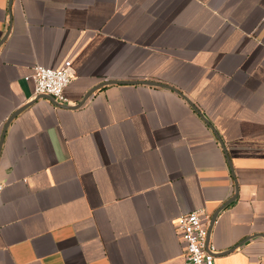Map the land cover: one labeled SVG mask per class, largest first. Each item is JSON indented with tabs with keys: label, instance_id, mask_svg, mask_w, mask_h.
I'll return each instance as SVG.
<instances>
[{
	"label": "crops",
	"instance_id": "obj_1",
	"mask_svg": "<svg viewBox=\"0 0 264 264\" xmlns=\"http://www.w3.org/2000/svg\"><path fill=\"white\" fill-rule=\"evenodd\" d=\"M0 184V264H184L196 210L214 264H258L264 0H0Z\"/></svg>",
	"mask_w": 264,
	"mask_h": 264
},
{
	"label": "built area",
	"instance_id": "obj_2",
	"mask_svg": "<svg viewBox=\"0 0 264 264\" xmlns=\"http://www.w3.org/2000/svg\"><path fill=\"white\" fill-rule=\"evenodd\" d=\"M36 97L45 95L57 105H67L65 89L72 79L70 63L60 68L35 66L30 77ZM26 79V80H27ZM3 185L0 184V196ZM210 217L201 210L184 214L176 219L174 228L183 247L184 264H214V247L209 243ZM264 259L258 264H263Z\"/></svg>",
	"mask_w": 264,
	"mask_h": 264
},
{
	"label": "water",
	"instance_id": "obj_3",
	"mask_svg": "<svg viewBox=\"0 0 264 264\" xmlns=\"http://www.w3.org/2000/svg\"><path fill=\"white\" fill-rule=\"evenodd\" d=\"M140 84V83H138ZM141 84H145V85H148V86H153V87H161V88H167V89H170V90H173L175 92H177L176 90L170 88V87H166L164 85H160L158 83H149V82H142ZM183 97V95H181ZM37 98H44V99H47L49 101H51L54 105L58 106V107H65L64 105H57L56 103H54V101H52L51 98H49L48 96H45V95H41V96H38ZM184 99H186L185 97H183ZM192 108L194 109V107L192 106ZM196 111V109H194ZM215 218H216V215H214L211 220H210V223H209V228H208V231L210 230L213 222L215 221Z\"/></svg>",
	"mask_w": 264,
	"mask_h": 264
}]
</instances>
